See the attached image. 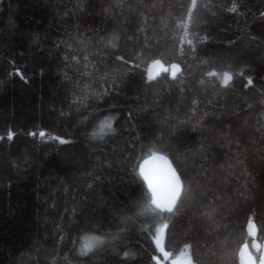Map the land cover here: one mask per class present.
Returning <instances> with one entry per match:
<instances>
[{
	"label": "trees",
	"instance_id": "trees-1",
	"mask_svg": "<svg viewBox=\"0 0 264 264\" xmlns=\"http://www.w3.org/2000/svg\"><path fill=\"white\" fill-rule=\"evenodd\" d=\"M153 152L171 213L142 211ZM263 241L264 0H0V264H239Z\"/></svg>",
	"mask_w": 264,
	"mask_h": 264
},
{
	"label": "snow or ice",
	"instance_id": "snow-or-ice-1",
	"mask_svg": "<svg viewBox=\"0 0 264 264\" xmlns=\"http://www.w3.org/2000/svg\"><path fill=\"white\" fill-rule=\"evenodd\" d=\"M194 5L195 0H193V6ZM117 59H119V57H117ZM153 63L160 64V61L154 60ZM172 67L176 68V65H173ZM151 78L152 76L149 74V79ZM230 78L231 77L226 73L225 80L227 81ZM249 83H251V81H249ZM106 130H111V123L107 117L100 122L98 129L94 130L92 135L102 137L106 134ZM40 135L43 136L44 133L41 132ZM8 136L9 139H11L12 133L9 132ZM61 143H64V141L62 140ZM155 161H162L165 167L157 170L153 165V162ZM139 176L142 178L149 194V199L142 211L153 214L163 211L169 213L173 212L177 201L181 196L183 185L180 176L177 175V172L171 167L168 161L163 156H157L156 153L153 152L150 156H147L139 163ZM249 235L254 237L255 233L249 232ZM81 240L83 241L81 245L82 253H87L103 243V240L98 236H84L81 237ZM154 242L165 259H167L171 253L164 250L161 239L158 237ZM253 247H257V245L253 243ZM187 248L188 246L185 245V251H182L175 259H173L171 264H193L191 257L185 254ZM238 256L239 264H256L252 255L248 252L247 244L240 246ZM259 264H264V251L260 252Z\"/></svg>",
	"mask_w": 264,
	"mask_h": 264
},
{
	"label": "water",
	"instance_id": "water-1",
	"mask_svg": "<svg viewBox=\"0 0 264 264\" xmlns=\"http://www.w3.org/2000/svg\"><path fill=\"white\" fill-rule=\"evenodd\" d=\"M168 74H169V69H168V67H166V66H162V67H161V71H160V75L162 76V75H168ZM157 156H163V155H157ZM163 157L168 161V163H169V164L171 165V167L174 169V167H173L172 163L170 162V160H169L167 157H165V156H163ZM153 165H154V167H155L157 170L163 169V168L165 167L162 161H155V162H153ZM174 170H175V169H174ZM175 171H176V170H175ZM176 172H177V171H176ZM177 175H178V173H177ZM181 181H182V180H181ZM182 185H183V183H182ZM182 192H183V187H182ZM181 195H182V193H181ZM180 197H181V196H180ZM179 199H180V198H179ZM179 199H178V201H179ZM178 201H177V203H178ZM176 205H177V204H176ZM174 209H175V208H174ZM249 232H253V233H255V236L253 237V236L249 235ZM247 236H248L249 239H253V238H255V237L257 236V228H256L255 225H249V226H248V228H247ZM247 245H248V252L252 255L253 259L256 261V264H259V260H257L256 257L254 256V254H253V252H252V250H251L250 244L247 243ZM261 251H264V241H263L262 246H261ZM168 260H169V257L166 259V261H168ZM238 260H239V256H238Z\"/></svg>",
	"mask_w": 264,
	"mask_h": 264
},
{
	"label": "rangeland",
	"instance_id": "rangeland-1",
	"mask_svg": "<svg viewBox=\"0 0 264 264\" xmlns=\"http://www.w3.org/2000/svg\"><path fill=\"white\" fill-rule=\"evenodd\" d=\"M172 72H173V73L175 72V68H172ZM172 75H173V74H172ZM160 239H161V242H162V247L164 248V236H163V234L161 235ZM255 248H256V250H258L257 247H255ZM182 251H185V248H184ZM185 254H186L187 256H190V257H191V255H190V253H189V248H187ZM191 259H192V258H191ZM172 260H173V259H172ZM172 260H171V262H172ZM192 262H193V261H192Z\"/></svg>",
	"mask_w": 264,
	"mask_h": 264
}]
</instances>
